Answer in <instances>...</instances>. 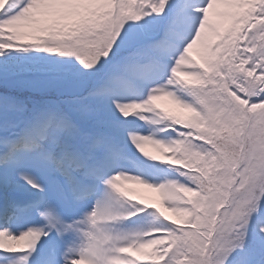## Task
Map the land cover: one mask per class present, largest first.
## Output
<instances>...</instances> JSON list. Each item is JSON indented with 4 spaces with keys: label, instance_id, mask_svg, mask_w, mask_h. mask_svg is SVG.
I'll list each match as a JSON object with an SVG mask.
<instances>
[{
    "label": "snow or ice",
    "instance_id": "1",
    "mask_svg": "<svg viewBox=\"0 0 264 264\" xmlns=\"http://www.w3.org/2000/svg\"><path fill=\"white\" fill-rule=\"evenodd\" d=\"M0 264H264V0H0Z\"/></svg>",
    "mask_w": 264,
    "mask_h": 264
},
{
    "label": "rangeland",
    "instance_id": "2",
    "mask_svg": "<svg viewBox=\"0 0 264 264\" xmlns=\"http://www.w3.org/2000/svg\"><path fill=\"white\" fill-rule=\"evenodd\" d=\"M140 194L144 195L145 197H149V198H154L156 195L150 189H144V188H140ZM149 220H151V218Z\"/></svg>",
    "mask_w": 264,
    "mask_h": 264
}]
</instances>
